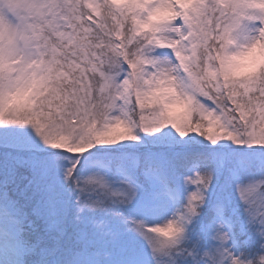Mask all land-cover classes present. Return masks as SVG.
I'll return each mask as SVG.
<instances>
[{"label":"snow or ice","instance_id":"1","mask_svg":"<svg viewBox=\"0 0 264 264\" xmlns=\"http://www.w3.org/2000/svg\"><path fill=\"white\" fill-rule=\"evenodd\" d=\"M0 264H264V0H0Z\"/></svg>","mask_w":264,"mask_h":264},{"label":"rangeland","instance_id":"2","mask_svg":"<svg viewBox=\"0 0 264 264\" xmlns=\"http://www.w3.org/2000/svg\"><path fill=\"white\" fill-rule=\"evenodd\" d=\"M180 111H182L181 109H179V108H176V109H174V112H177V113H179Z\"/></svg>","mask_w":264,"mask_h":264}]
</instances>
